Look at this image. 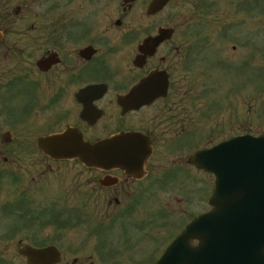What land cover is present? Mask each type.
<instances>
[{
    "label": "flooded vegetation",
    "instance_id": "obj_1",
    "mask_svg": "<svg viewBox=\"0 0 264 264\" xmlns=\"http://www.w3.org/2000/svg\"><path fill=\"white\" fill-rule=\"evenodd\" d=\"M151 1L0 0V185L13 179L18 191L24 173L19 160L17 167L12 162L20 155H40L48 163H76L86 172L85 181L95 196L79 192L86 198L79 201L84 204L91 205L90 198L96 197L99 203L102 193L108 198L112 192L108 205L137 208L150 202L149 191L192 186L190 170L195 168L182 156L192 153L180 148L195 140L192 97L197 87L211 86V48L226 47L211 35L232 22L238 31L250 24L258 29L257 0L246 16L243 0H196L198 12L191 15L182 6L189 2L170 0L163 10L147 15ZM172 6L171 20L165 22L164 11ZM231 14L236 19L225 20ZM201 23L208 34L197 40L194 29ZM164 29L169 30L167 39L159 44L151 40ZM224 53L220 49L216 55L221 58ZM138 84L140 91L132 95ZM68 129L91 144L139 132L149 140L151 156L129 174L44 156L49 154L38 140ZM18 195L0 205V224L16 222ZM16 227L0 231V264H28L32 257L24 255L29 252L26 246L47 245L55 247L47 258L51 264H105L103 255H111L110 264H120L113 257L120 255L119 249L110 254L66 248L61 234L21 233ZM36 237L58 240L36 246Z\"/></svg>",
    "mask_w": 264,
    "mask_h": 264
},
{
    "label": "rangeland",
    "instance_id": "obj_2",
    "mask_svg": "<svg viewBox=\"0 0 264 264\" xmlns=\"http://www.w3.org/2000/svg\"><path fill=\"white\" fill-rule=\"evenodd\" d=\"M185 1L190 4V6L182 5L183 8H185V13L191 15L198 12L196 6L193 5L196 0ZM179 5H181L180 1ZM173 6L164 11L165 22L171 20ZM263 9L264 0H260L258 3L259 15ZM234 19H236V17L231 14L230 17L228 15L225 20L230 21ZM263 25L264 18L260 22L259 33H256L254 40L251 31L243 36L246 37L245 42L242 41V37L240 39L236 35L231 36L230 34L228 41L224 44L226 47H223V49L228 52L227 62L232 67L237 64L239 65L246 59H252L251 63L254 70L252 75L251 71H249L248 76L256 75L258 70L264 68ZM249 28H251V24ZM237 30H235L233 34H237ZM202 33L204 34L203 31ZM232 45L236 47L235 54L232 50ZM212 50H216V48H212ZM250 54L253 58L250 57ZM239 56L244 60H240L238 58ZM243 69L244 67L241 68V71H243ZM239 71L240 67L234 71L232 76H228V82L233 85L239 79V84L244 90L237 93L236 95L238 96H233L231 98V108H226L222 113H216L214 119L212 118L211 121L206 122V127L208 129V131H206L207 134L198 132L199 137L195 143L197 148L218 142L220 139H224L227 136L243 130L250 131L253 134L264 133V86L261 87L262 79L259 78L257 81L258 91H253L250 85L254 84V82L249 83L252 79L246 78L247 74L241 77ZM261 75L264 78V71ZM229 87L230 85L227 88ZM219 96H222V94ZM198 104H200V102ZM192 114H194V111H192ZM218 116H221V120L216 119ZM202 126L203 124L200 127ZM208 136H210L211 141L204 139ZM182 156L186 160L187 155ZM18 160L20 161V172L24 173V175L20 176V180H23L19 183L18 191L8 182H5L4 185H0V204L3 201L14 199L15 195L19 194L20 201L26 202L27 198L33 201L31 203L26 202V204L27 206H33V210L38 211V213L41 212L43 208H49L51 201L52 203L57 202L62 208H64V205L67 206V211H82L89 219V226L87 228L84 227V230L83 228H79L65 231V233L68 234L66 238V248L83 247L87 249L98 247L100 240L97 238L93 239L92 236L89 235L92 233V227L99 222L105 221L107 218L110 219L113 213L122 210L120 208L121 206L115 207L108 205V200L110 198L112 199L113 193L111 192L108 198L102 193L98 198L99 203L95 201L97 197L90 198L94 200L90 202L91 205L80 203V200L86 198H83L79 192L87 190L90 196H95V193L91 190V185L87 184L85 181L86 172L82 171L78 164L73 162L48 163L40 155H36L35 158L30 155H20L12 162L14 167H17ZM2 164L4 165V163ZM80 174L83 175V179ZM192 178H194L195 183L194 190L191 193L186 192L187 188H183L181 185H178V188L174 187L172 190L162 189L155 193L157 196L149 199L150 202L139 207L134 219L136 222L147 220L148 224L153 227V232L147 233L149 236L148 239L142 238L138 235L137 231L129 229L121 233L120 227H118L117 224L115 225L112 231L113 233L111 232L109 238L105 242H109L110 248H113V246L124 247V249H120L123 255L116 256V259H118L121 264H137L140 258L144 259L146 264H153L162 251V248L172 238V235L176 234L175 231H180L184 227V223L190 221L193 216L209 209L207 200L211 193V187L208 186V178L199 172L192 173ZM127 196L128 194L123 195L124 201L127 200ZM83 209H85V211H83ZM155 216L159 217V219L165 223L164 229H156L153 225ZM167 220L169 222H166ZM9 222L11 223L2 227V231L12 228L15 226V223L19 221L17 219L16 222L11 220ZM166 223L169 225L168 227ZM16 228L19 230V227ZM20 232L41 233V236H46L50 235L54 230L52 228L44 229L35 226L32 230L27 231L21 226ZM41 242L47 241L43 240ZM160 244V248L157 249ZM155 252L156 254L154 256L153 253Z\"/></svg>",
    "mask_w": 264,
    "mask_h": 264
},
{
    "label": "water",
    "instance_id": "obj_3",
    "mask_svg": "<svg viewBox=\"0 0 264 264\" xmlns=\"http://www.w3.org/2000/svg\"><path fill=\"white\" fill-rule=\"evenodd\" d=\"M68 138L64 145L53 139L40 143L68 154L51 155L55 158H78L87 165L114 159L110 142ZM191 162L215 175L213 209L190 224L156 264H264V136L231 139L198 152ZM192 239L198 246H191Z\"/></svg>",
    "mask_w": 264,
    "mask_h": 264
}]
</instances>
